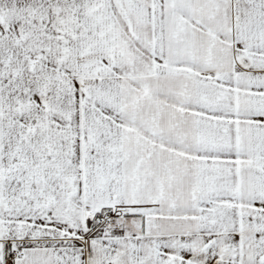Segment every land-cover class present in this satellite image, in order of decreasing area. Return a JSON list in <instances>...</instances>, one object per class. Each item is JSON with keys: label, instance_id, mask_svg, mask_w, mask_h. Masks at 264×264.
Masks as SVG:
<instances>
[{"label": "snow or ice", "instance_id": "6c2138e0", "mask_svg": "<svg viewBox=\"0 0 264 264\" xmlns=\"http://www.w3.org/2000/svg\"><path fill=\"white\" fill-rule=\"evenodd\" d=\"M0 264H264V0H0Z\"/></svg>", "mask_w": 264, "mask_h": 264}]
</instances>
